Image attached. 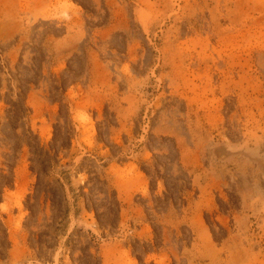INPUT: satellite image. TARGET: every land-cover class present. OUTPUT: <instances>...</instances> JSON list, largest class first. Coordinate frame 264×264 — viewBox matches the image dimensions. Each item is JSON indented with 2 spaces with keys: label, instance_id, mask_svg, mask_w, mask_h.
I'll list each match as a JSON object with an SVG mask.
<instances>
[{
  "label": "rangeland",
  "instance_id": "374dc122",
  "mask_svg": "<svg viewBox=\"0 0 264 264\" xmlns=\"http://www.w3.org/2000/svg\"><path fill=\"white\" fill-rule=\"evenodd\" d=\"M159 249L264 264V0H0V264Z\"/></svg>",
  "mask_w": 264,
  "mask_h": 264
},
{
  "label": "crops",
  "instance_id": "0c3cea01",
  "mask_svg": "<svg viewBox=\"0 0 264 264\" xmlns=\"http://www.w3.org/2000/svg\"><path fill=\"white\" fill-rule=\"evenodd\" d=\"M79 99V97H78ZM32 172V170H31ZM32 178L31 175L27 172H24L23 171V165L22 163L21 164H18V166L16 168H14V171H13V184H14V187H12V189H19V188H22L25 184H26V180L27 179H30ZM132 207V206H131ZM129 206H127V209H131V211H133V207L131 208ZM166 212L167 213H172L171 214V217H170V214L168 215V219H164V220H161V219H157V221L161 224L162 223V229H165L166 227H173L175 228V238H176V209L175 208H171V207H167L166 209ZM164 218V216L162 217ZM150 221L149 220H146V219H142V221L140 220L139 222V225L137 226L136 225V229L137 230H141L145 227V224H150L151 226V223H149ZM57 225H61L59 222H57ZM138 227V228H137ZM9 231V229H7ZM163 233H164V230H163ZM143 236L148 238V236H150L149 233H143ZM10 240V244L13 246V249H18L19 248V245L20 244H23L24 241H23V237L21 235H13L12 238L9 239ZM154 253H156V257L153 259V258H149V255L150 253H146V254H143L142 255V262L143 263H146V264H157L156 263V260L159 258V256L161 255V249H159L158 251H155ZM176 257V256H175ZM59 262V261H58ZM64 264H66L67 262L65 261V257H64ZM47 264H50L49 262Z\"/></svg>",
  "mask_w": 264,
  "mask_h": 264
}]
</instances>
